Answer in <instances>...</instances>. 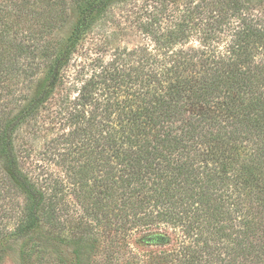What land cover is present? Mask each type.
<instances>
[{
    "label": "trees",
    "instance_id": "obj_1",
    "mask_svg": "<svg viewBox=\"0 0 264 264\" xmlns=\"http://www.w3.org/2000/svg\"><path fill=\"white\" fill-rule=\"evenodd\" d=\"M129 5L154 46L67 84ZM53 100L71 127L37 173L25 131ZM1 199L0 264L10 240L21 264H137L133 239L169 246L151 264H264V0H0Z\"/></svg>",
    "mask_w": 264,
    "mask_h": 264
},
{
    "label": "rangeland",
    "instance_id": "obj_2",
    "mask_svg": "<svg viewBox=\"0 0 264 264\" xmlns=\"http://www.w3.org/2000/svg\"><path fill=\"white\" fill-rule=\"evenodd\" d=\"M117 14V20L119 21L118 25H121V27H124V29L117 28L118 25H116V33H109V36L111 35V37L108 36V39H105L103 37L97 38V36H95L94 34L88 35L86 40L83 41V44L80 46L78 53H76L74 59L70 62L64 72L67 84L73 81V78L75 77L74 72L78 67L77 65L82 60H84L85 62L87 61V53L92 54L93 57L97 56L98 59H102L104 62H108L115 58V50L118 45H121V47L127 46L129 47V49L136 47L137 45L148 47L154 46V42L151 40V38L141 33L131 21L136 15V12L133 8H131V5H129L126 10L119 9L117 11ZM110 32H113V30L110 29ZM110 38L112 40L111 44L109 43ZM66 94V89L63 86L57 97L65 96ZM71 95L72 98H74L76 93L74 92ZM57 108L58 104L56 100L50 102L49 108L44 110L42 116L39 118L40 121H38V123H36V126H34L35 128H37V132L27 134V131H25L26 137L30 140V144L32 146L31 156L28 157L27 161L31 165V168L35 169L37 173L40 171L46 173L48 171L51 172L60 170V167L57 164L58 162H56L59 158L53 157L52 153L50 152L51 147L49 142H51L52 145H55L56 143L55 149L60 148L62 145H65L63 141H59L58 139H60L62 137V134L66 133L71 126L64 121L62 122L59 117H55ZM3 203L4 201L1 199L0 205H4ZM133 240H131L130 244L132 247H135V249L133 250L135 253V259H137V264H151L158 255H161L164 250L169 248V246H137L136 244L134 245ZM8 243L11 245V249L8 250L5 259L1 264H21L19 248V246L21 245L20 241L10 240L8 241ZM58 247L60 248L59 252L65 256L66 261L68 263L71 262L74 258V255L71 252L74 246H72V244L61 243L58 244ZM98 259H100V257H97V260ZM52 264L63 263L54 261ZM99 264L101 263L99 262Z\"/></svg>",
    "mask_w": 264,
    "mask_h": 264
}]
</instances>
